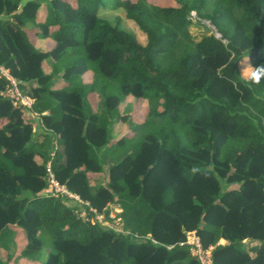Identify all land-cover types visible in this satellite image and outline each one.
<instances>
[{"label":"trees","instance_id":"1","mask_svg":"<svg viewBox=\"0 0 264 264\" xmlns=\"http://www.w3.org/2000/svg\"><path fill=\"white\" fill-rule=\"evenodd\" d=\"M174 1L0 0V63L41 121L36 133L27 109L1 94L10 84L1 76L0 264H201L180 244L193 230L213 246V264H264V77L243 79L237 68L241 58L264 68V0ZM103 8L124 9L146 44ZM193 11L215 29L199 41ZM32 33L52 49L37 48ZM131 95L150 101L145 118L114 142ZM140 130V144L94 189L105 153ZM49 162L98 213L119 205L125 232L84 220L67 195L43 194Z\"/></svg>","mask_w":264,"mask_h":264},{"label":"rangeland","instance_id":"2","mask_svg":"<svg viewBox=\"0 0 264 264\" xmlns=\"http://www.w3.org/2000/svg\"><path fill=\"white\" fill-rule=\"evenodd\" d=\"M152 2H154L155 4L158 5H162V6H168V5H177L176 1L174 0H151ZM196 14V18L194 17L193 22L196 23V25L194 24L193 26H191V33L192 35L195 37V39L197 41L201 40L202 37L204 35H209L213 32V30L215 31L214 27L211 25L210 22L206 21V20H202L203 23H197V20L199 19L197 16V13L195 11H193V15ZM99 15L101 17L104 18H109L111 19L114 23H119V26L122 29H125L129 32H131L139 42H141L142 44H146L147 42V38L143 35L142 31L136 26V24L127 19L126 17V13L124 11V9L119 8V9H114V8H106V9H102L99 13ZM45 16V5H43L40 8L39 14H38V19L39 21L43 20ZM32 26V25H31ZM30 26V27H31ZM28 27V26H27ZM212 31V32H211ZM31 37L34 39L33 42L37 45V48H39L40 50H44V51H49L52 49V47L54 46L55 42L51 39H45V38H36L34 34H31ZM53 64L54 62L51 59H46L44 60V69L47 73H52L53 72ZM237 68L239 71V75L241 76V78L243 79H248L250 77V73L253 71V67L248 63L247 59L245 58H241L237 64ZM62 73L60 74H55L56 78L54 81L55 85H59V79L58 77L61 76ZM84 78H91L90 80L85 79L86 82H92L93 81V75L92 72H87L84 75ZM83 78V80H84ZM99 98H97V96L94 94L89 98L90 103L92 104L93 107H96L99 100ZM150 103V101L148 99H137L134 96H127L125 97L121 104H120V115H130L129 120H123L122 118H117V121H115L112 125V133L114 136L113 141H117L119 138H121L122 136H124L125 134H128V132H130V134L133 133V126L135 125V123L142 121L145 118V114H146V106H148ZM25 116L28 117V119L33 120L34 123V130L36 133L40 132L39 131V127L37 122H40V119L36 116V115H32L29 112L25 113ZM40 117V115H39ZM35 133V134H36ZM136 135H134L133 137H131L130 139H127V141L123 144V145H118V144H113L112 147H110V149L105 153V157H108L106 159V162L104 164V172H100V173H92L91 174V181L92 184L94 185V189L97 188V186H99L100 184H102L103 182H108L109 181V175H108V167L110 164H112L113 162H115L116 160L122 158L125 154H127L129 151H132V149H134L136 146H138L140 144V142L142 141V130L140 131H136L135 133ZM37 135V134H36ZM113 141L111 143H113ZM58 144V143H57ZM48 181V178H47ZM46 193H50L49 190V182L47 187L45 188ZM43 191V192H44ZM71 204H73V206H80V204H78V202L76 200H73L71 202ZM117 205L115 204H111L108 207L109 210V215L106 214H99L97 217H93L92 215H89L90 221L92 223H96L97 221H99L103 226H114L115 228H118L123 230L122 227V219L119 220L118 217L119 216V212L120 209L117 208ZM87 214V212H86ZM79 216H81L79 214ZM83 218V217H82ZM85 218H87L85 216ZM121 218V217H120ZM84 219V218H83ZM87 221V219H84ZM10 238V236H9ZM3 242H7L6 240ZM245 242H247L248 244L250 243V246H254L257 244V242H253L251 243L250 239H246ZM221 244L225 243V239H221L220 240ZM10 246V245H9ZM17 244L16 241L12 244L11 243V251H14L16 248ZM5 252H8L7 248H0V253H1V258L6 257ZM252 256L255 255V252L251 251L250 252ZM16 260V259H14ZM20 261H18L19 263ZM20 264H24L22 261L20 262Z\"/></svg>","mask_w":264,"mask_h":264},{"label":"built area","instance_id":"3","mask_svg":"<svg viewBox=\"0 0 264 264\" xmlns=\"http://www.w3.org/2000/svg\"><path fill=\"white\" fill-rule=\"evenodd\" d=\"M191 15L193 18L194 17L196 18V14L193 15V12L191 13ZM1 76L7 77V79L10 81L9 87L4 92H1V94H3L6 97L11 98L12 101L14 102V104H19V105L24 106L27 109V112L31 113L32 115H36L39 118L40 114L33 109L34 99L32 97H30L29 95L24 94L22 92V90L20 89V87L18 85V81L16 80V78H14L10 74L9 69H7L4 65H2L0 63V77ZM40 123H41V121H40ZM47 171H48L49 190L53 195H55V196L67 195L70 198L76 200L78 203H80V208L77 210V212L84 219L90 220L89 215L91 214V212L94 214V215H92L93 217H95V216L97 217L100 214L97 212V210L95 208L91 207L88 202L83 201L79 197V195L71 192L65 185H62L56 179L54 173L52 172L50 162L47 164ZM109 205H111V204H109ZM117 208L120 209V211H118L120 213L122 211V209L120 208L119 205H117L116 209ZM86 212H87V214H86ZM85 216L87 218H85ZM118 218H119V220L121 219L120 217H118ZM97 222H99V221H97ZM104 226H106V225H104ZM106 227L113 228L117 232H125L124 230L119 229L118 226H117V228H115L114 226H110V225L106 226ZM153 241L157 243L156 240H153ZM180 244L181 245H183V244L190 245V249H191L192 254H194L199 259L201 264H213L212 253H211L213 246L209 247L208 249H204L202 246L201 238L197 234L196 230L189 231L187 233L186 241L181 242ZM169 248H171V246H169Z\"/></svg>","mask_w":264,"mask_h":264},{"label":"clouds","instance_id":"4","mask_svg":"<svg viewBox=\"0 0 264 264\" xmlns=\"http://www.w3.org/2000/svg\"><path fill=\"white\" fill-rule=\"evenodd\" d=\"M264 77V68L256 69L250 73V78L252 81L259 83L260 79Z\"/></svg>","mask_w":264,"mask_h":264},{"label":"water","instance_id":"5","mask_svg":"<svg viewBox=\"0 0 264 264\" xmlns=\"http://www.w3.org/2000/svg\"><path fill=\"white\" fill-rule=\"evenodd\" d=\"M208 22H209V21H208ZM218 36H220V34H218ZM43 194H47L46 191H44Z\"/></svg>","mask_w":264,"mask_h":264},{"label":"crops","instance_id":"6","mask_svg":"<svg viewBox=\"0 0 264 264\" xmlns=\"http://www.w3.org/2000/svg\"><path fill=\"white\" fill-rule=\"evenodd\" d=\"M85 79H88V80H90L91 78H84V80H85Z\"/></svg>","mask_w":264,"mask_h":264}]
</instances>
